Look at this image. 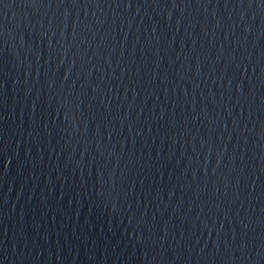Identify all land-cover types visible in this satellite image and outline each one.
<instances>
[{
  "label": "water",
  "instance_id": "1",
  "mask_svg": "<svg viewBox=\"0 0 264 264\" xmlns=\"http://www.w3.org/2000/svg\"><path fill=\"white\" fill-rule=\"evenodd\" d=\"M0 264H264V0H0Z\"/></svg>",
  "mask_w": 264,
  "mask_h": 264
}]
</instances>
